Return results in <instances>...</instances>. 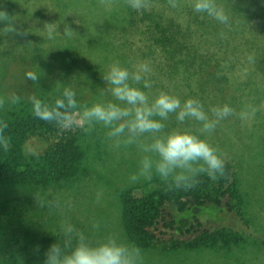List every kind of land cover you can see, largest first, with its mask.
<instances>
[{
    "label": "trees",
    "instance_id": "16d2710c",
    "mask_svg": "<svg viewBox=\"0 0 264 264\" xmlns=\"http://www.w3.org/2000/svg\"><path fill=\"white\" fill-rule=\"evenodd\" d=\"M14 1L0 0V12L8 16L0 14V21L13 24L18 20L9 9L1 10ZM238 1L218 0L230 15V23L223 25L193 12L191 0H145L141 10L131 8L128 0H56L61 8L77 3L103 9L100 17L108 8L112 19L84 21L78 31L65 36L64 26L62 34H57L60 37L22 36L21 40L15 32L3 36L0 31V122L7 125L0 132L6 140L0 143V264H44L48 248L63 245L66 237L61 226L68 222L75 230L71 246L77 234L95 246L99 244L95 238L102 239L110 229L104 216H93L90 221L80 213L77 217L69 214L70 220L62 222L59 214L48 213L54 209L48 203L52 194L83 180L89 147L82 140L85 127L70 130L34 117L32 97L52 105L70 86L76 92V109L119 103L103 81L107 69L118 63L131 73L144 63L150 69L145 77L151 86H134L141 87L150 99L168 88L195 96L221 86L238 95H230L232 101L252 95L257 99L264 89L250 74L264 68V45L256 48L247 41L248 30L241 27L243 3ZM5 22H0V30ZM250 56L254 63L249 62ZM28 73L36 74L38 80L28 79ZM244 84L251 85L249 91ZM12 95L20 97L18 104L9 102ZM74 110L68 109L69 114ZM34 136L49 143L43 152L27 154L23 145ZM234 199H239V191L227 164L215 180L201 174L188 187L165 182L128 186L119 196L122 234L127 244L144 254L157 255L158 244L166 238L169 246L158 256L165 253L168 257L178 249L206 251L220 240L230 243L227 235L220 238L219 228L209 232L202 226L209 219L221 220ZM192 235L196 236L189 241L176 240ZM242 241L237 237L233 243L238 246Z\"/></svg>",
    "mask_w": 264,
    "mask_h": 264
},
{
    "label": "rangeland",
    "instance_id": "374dc122",
    "mask_svg": "<svg viewBox=\"0 0 264 264\" xmlns=\"http://www.w3.org/2000/svg\"><path fill=\"white\" fill-rule=\"evenodd\" d=\"M54 1L56 0H16L12 2V6H2L1 10L9 9L13 12L14 18L18 20L12 21V32L18 34L19 38L23 36L27 39L50 38L52 35L60 37L57 34L64 26L65 36V28L74 33L80 29L84 21L112 19L110 17L112 11L108 8L100 17L103 9L98 11L77 3H70L61 8ZM242 3L241 10L245 14V21L244 24L241 23V27L248 30L247 41L256 48H261L264 45V0H242ZM6 23L2 24L0 30L3 36H7ZM233 43L237 44L235 41ZM240 72L242 74V71ZM250 76L255 78L257 86L263 90L264 68H259ZM257 86L255 85V89ZM219 88L220 91H217ZM219 88L211 91L207 89L208 93L194 94L195 96L193 93L185 96L173 88L160 90L159 93L177 96L182 102L188 98L200 100L210 119H214L210 111L213 107L227 104L233 109V113L220 121L210 133L201 134V138L213 146L224 164L230 167L231 181L237 184L239 191V199L233 200L232 209L221 220L209 219L204 222L202 230L208 229L210 232L214 230L212 227H217L220 230V238L227 235L230 243L224 244L220 240L215 247H210L206 251L178 249V253L174 254L172 251L168 257L165 253L158 256L162 253L161 249L169 246L165 243L169 241L166 238L158 244L157 255L141 253L140 264H264V92L257 99L252 95L240 101H232L230 95H236L237 98L238 95L234 91L228 93L226 86ZM250 88V84H244L246 91ZM213 93H219L218 97L213 99L211 97ZM82 109H75L72 112V124L65 129L72 130L77 127L79 130L85 127L82 140L89 147V151L83 162L85 166V172L83 170L81 174L83 180L79 184L66 186V191L52 194L48 203L53 204L54 209H48V213L59 214L62 222L70 220L69 214L77 217L80 213L81 216H87L90 221L94 219L93 216L96 219L104 216L107 220L106 226L110 228L109 233L105 232L102 239L96 237L95 240L101 243L113 239L119 244L130 246L123 237L120 224V193L128 186L150 187L163 181L153 176L151 180L141 178L132 182L129 177L136 173L139 160L144 154L135 144L117 143L116 138L108 136L109 129L102 124L81 123L78 113ZM165 124L166 132L180 129L200 134L199 123L186 120L184 124H180L174 114L169 116ZM48 143L47 139L34 136L23 146L27 154H39L45 150ZM88 234L92 235L89 231ZM195 236H177L176 240L189 241ZM237 237L244 240L240 244L241 247L233 243Z\"/></svg>",
    "mask_w": 264,
    "mask_h": 264
},
{
    "label": "clouds",
    "instance_id": "9594fccd",
    "mask_svg": "<svg viewBox=\"0 0 264 264\" xmlns=\"http://www.w3.org/2000/svg\"><path fill=\"white\" fill-rule=\"evenodd\" d=\"M128 3L135 10L145 7V0H128ZM191 8L193 12L211 17L220 24L230 23L229 13L218 0H191ZM0 14L8 17L2 12ZM5 28L6 33L13 31L11 23H6ZM65 33L73 32L66 28ZM249 62L254 63V58L250 56ZM149 71V66L144 63L131 73L118 63L112 64L103 81L108 86L107 91L119 103H97L83 108L78 113L81 123L102 124L109 129L110 138H116L117 143L135 144L144 154L136 173L129 177L132 182L141 178L151 180L156 176L170 186L181 188L191 186L194 178L201 174L215 180L223 173L224 161L217 150L201 138V134L210 133L233 113V109L227 104L213 107L210 111L214 119H210L198 99L188 98L182 102L179 97L165 92L150 99L142 90L151 86L145 77ZM38 78L36 74L28 73V79L37 81ZM141 84L142 88L134 86ZM9 102L18 104L20 97L12 95ZM31 103L34 117L68 128L72 124L68 109L77 108L76 92L68 86L52 105L37 97H32ZM171 114L180 124L186 120L199 123L200 134L180 129L166 132L165 121ZM6 127L0 122V132ZM0 143H6L2 136ZM61 227L66 239L63 245L55 243L48 248L44 264H140V249L135 246L119 244L113 239L91 246L83 234H77V242L71 246L73 226L64 224Z\"/></svg>",
    "mask_w": 264,
    "mask_h": 264
}]
</instances>
